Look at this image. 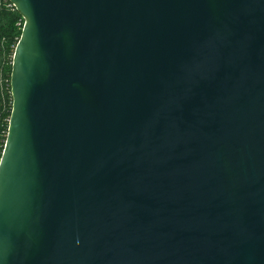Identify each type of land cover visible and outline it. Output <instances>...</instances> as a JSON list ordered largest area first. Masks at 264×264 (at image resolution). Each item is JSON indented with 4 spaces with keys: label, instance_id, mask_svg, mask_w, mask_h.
<instances>
[{
    "label": "water",
    "instance_id": "1",
    "mask_svg": "<svg viewBox=\"0 0 264 264\" xmlns=\"http://www.w3.org/2000/svg\"><path fill=\"white\" fill-rule=\"evenodd\" d=\"M0 264H264V0H10Z\"/></svg>",
    "mask_w": 264,
    "mask_h": 264
},
{
    "label": "trees",
    "instance_id": "2",
    "mask_svg": "<svg viewBox=\"0 0 264 264\" xmlns=\"http://www.w3.org/2000/svg\"><path fill=\"white\" fill-rule=\"evenodd\" d=\"M24 19L10 0H0V159L8 133L12 111L11 73L15 47Z\"/></svg>",
    "mask_w": 264,
    "mask_h": 264
}]
</instances>
